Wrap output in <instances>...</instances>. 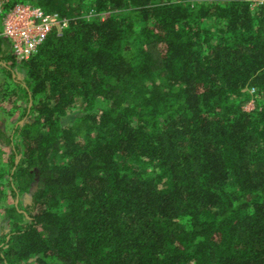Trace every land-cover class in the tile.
<instances>
[{"label":"trees","instance_id":"obj_1","mask_svg":"<svg viewBox=\"0 0 264 264\" xmlns=\"http://www.w3.org/2000/svg\"><path fill=\"white\" fill-rule=\"evenodd\" d=\"M27 1L69 23L20 60L0 36V264H264V3Z\"/></svg>","mask_w":264,"mask_h":264},{"label":"built area","instance_id":"obj_2","mask_svg":"<svg viewBox=\"0 0 264 264\" xmlns=\"http://www.w3.org/2000/svg\"><path fill=\"white\" fill-rule=\"evenodd\" d=\"M247 1L251 8L264 3V0ZM68 23L67 17L48 11L39 4L17 1L4 10L0 36L8 41L11 53L20 60L34 54L50 32L62 34Z\"/></svg>","mask_w":264,"mask_h":264},{"label":"rangeland","instance_id":"obj_3","mask_svg":"<svg viewBox=\"0 0 264 264\" xmlns=\"http://www.w3.org/2000/svg\"><path fill=\"white\" fill-rule=\"evenodd\" d=\"M9 1L10 0H0V29L2 28V16ZM112 10H117V8H114ZM81 12H82V16L90 17L92 15L102 16L108 11L95 13L91 11L88 8V6H86L85 8H82ZM205 22L211 25V28L215 31L213 36V40H214L221 33L220 26L222 25V23L216 17H208L205 19ZM8 52H10L9 47H8ZM16 72H17V78H20L23 75L22 71L20 70L18 71L16 70ZM250 94H251L250 98L244 103V108H246L247 110H251L255 106H258L259 103L261 102L256 96L253 95L252 90H250ZM81 104H82L81 99L77 98L76 108L73 109L71 112L62 115V120L64 123H68L76 115L80 113L81 107L79 106ZM26 105H27V101L25 97L22 95L18 86L14 84V82L11 80V78L8 76V74L3 70V68L0 65V128L1 130H3L6 134H9L12 128L15 126L16 122L21 121L20 114L22 112V109ZM8 151H9V145L8 144L4 145L0 143V166L5 162V158L7 156ZM3 182H5V179ZM3 182L2 179L0 178L1 204L11 206L13 204L14 199L12 196H10L9 191ZM20 197L22 198L23 201L27 200L28 193H24ZM4 219H5L4 210L2 208V205H0V226L3 223Z\"/></svg>","mask_w":264,"mask_h":264},{"label":"crops","instance_id":"obj_4","mask_svg":"<svg viewBox=\"0 0 264 264\" xmlns=\"http://www.w3.org/2000/svg\"><path fill=\"white\" fill-rule=\"evenodd\" d=\"M2 28L0 29V32H1ZM5 39V38H4ZM6 40V39H5ZM7 41V40H6ZM8 42V41H7ZM9 44V43H8ZM9 46V45H8ZM9 50H10V47H9ZM11 52V51H10ZM4 70V69H3ZM5 71V70H4ZM6 72V71H5Z\"/></svg>","mask_w":264,"mask_h":264}]
</instances>
